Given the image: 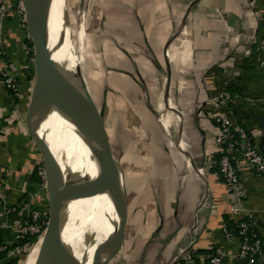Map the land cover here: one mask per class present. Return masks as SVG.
<instances>
[{
  "label": "crops",
  "instance_id": "obj_1",
  "mask_svg": "<svg viewBox=\"0 0 264 264\" xmlns=\"http://www.w3.org/2000/svg\"><path fill=\"white\" fill-rule=\"evenodd\" d=\"M90 25L104 71L102 91H89L127 198L119 264H175L190 248L220 249L225 264H250L223 229L251 219L264 241V175L242 166L245 195L227 192L215 117L242 127L264 154V0H96ZM30 40L15 10L0 19V67L19 89L14 96L0 83V219L8 223L0 242L10 246L20 243L14 220L42 212L48 200L34 180L43 161L26 123L35 76ZM232 156L242 164L240 152Z\"/></svg>",
  "mask_w": 264,
  "mask_h": 264
},
{
  "label": "bare ground",
  "instance_id": "obj_2",
  "mask_svg": "<svg viewBox=\"0 0 264 264\" xmlns=\"http://www.w3.org/2000/svg\"><path fill=\"white\" fill-rule=\"evenodd\" d=\"M46 3L49 48L53 58L67 71H74L79 59L67 17L66 0H46ZM83 60L86 62L84 57ZM52 79L57 87L47 84L40 97L44 119L39 133L51 148L64 175L68 176L63 186L67 201L63 239L70 248L69 264H95L97 247L102 244L107 251L117 242L119 206L105 184L106 168L101 153L73 123V82L70 85V78L58 72L52 74ZM93 126L96 138H99L100 127L95 122ZM122 184L120 174L121 190ZM54 247H57L55 240L47 227L31 257L23 264H58Z\"/></svg>",
  "mask_w": 264,
  "mask_h": 264
},
{
  "label": "water",
  "instance_id": "obj_3",
  "mask_svg": "<svg viewBox=\"0 0 264 264\" xmlns=\"http://www.w3.org/2000/svg\"><path fill=\"white\" fill-rule=\"evenodd\" d=\"M26 12V25L32 40L35 56L34 87L26 115V123L30 135L33 137L43 159L46 177V191L49 202V225L55 240L54 255L58 264H69L70 248L63 239V230L67 222L65 213L67 201L63 195V186L68 176L64 172L39 129L44 119L40 97L47 84L57 87L52 74L58 72L68 76L73 82L74 112L73 123L82 136L88 138L92 145L101 153L106 172L105 184L119 206L120 222L118 224V238L116 244L104 249L100 244L95 252V264H110L122 251L127 223V198L124 185L119 187L120 174H123L114 157L108 136L104 127L103 115L99 112L90 94L84 71L81 65H76L74 71H67L54 58L49 48V11L46 0H21ZM48 113V111H47ZM100 127V136L96 138L93 123Z\"/></svg>",
  "mask_w": 264,
  "mask_h": 264
},
{
  "label": "built area",
  "instance_id": "obj_4",
  "mask_svg": "<svg viewBox=\"0 0 264 264\" xmlns=\"http://www.w3.org/2000/svg\"><path fill=\"white\" fill-rule=\"evenodd\" d=\"M15 10L25 21L26 12L21 0L14 4L10 0H1L0 2V19H3L11 11ZM259 61L264 67V42L259 45ZM3 57V51L0 47V61ZM0 83H5L12 91L19 92L18 82L11 77L8 72L0 67ZM223 98H229L226 92H223ZM219 126V134L217 137L218 152L220 159L218 160L219 173L224 183V186L229 194L236 198H241L245 195V189L242 182L240 168L246 166L253 170L256 175H264V154L256 148L251 140V137L246 131L236 123H230L225 118L215 117ZM237 150L242 157V164H239L232 156V152ZM38 174L42 179L43 185L46 188V177L44 166L39 167ZM4 181L0 178V201L4 197ZM16 209L8 210L11 215ZM1 216V215H0ZM238 223L237 233L231 230L229 226L223 229V234L226 241L231 242L236 237L239 240V255L248 259L250 264H254L259 259H264V241L255 234V223L249 219L236 221ZM44 216L41 211L34 210L25 220H14V225L18 232L17 237L20 241L25 240L28 236H34L41 233L43 230ZM8 228L6 220L0 219V231ZM20 253V248H13L10 245L0 242V264L5 258H13ZM226 252L220 249L211 248L208 252L198 253L194 248L183 251L175 264H225Z\"/></svg>",
  "mask_w": 264,
  "mask_h": 264
},
{
  "label": "rangeland",
  "instance_id": "obj_5",
  "mask_svg": "<svg viewBox=\"0 0 264 264\" xmlns=\"http://www.w3.org/2000/svg\"><path fill=\"white\" fill-rule=\"evenodd\" d=\"M95 1L96 0H66L67 17H68V21L72 29V35L74 38V45H75L78 59H79V65H81L83 68L84 77H85L88 89H90V91H92L93 94H95V92L98 93L102 91L103 87L101 86V77L103 76L102 74L104 71L101 67L100 53L99 51H96L94 49V47L92 46V42H91L90 16H91V11H93V7L95 5ZM79 54H82V55L79 56ZM83 57L86 60V62H84ZM71 83H72V80L70 79V85ZM113 134L114 133L111 134L112 137H113ZM42 214L44 216V224L42 225L41 230L43 231L38 234L39 235L38 239L32 240V245L34 241L37 240V242L35 243L34 247L29 250L26 258L31 257L33 250L35 249L42 234L44 233V231L47 229L49 225V202L48 200H47V206L42 211ZM18 255L20 256V262H21V258L23 257V255H21L20 253H18ZM121 255H122V252L119 253L110 262V264H119L120 261L122 260V258H120L122 257ZM26 258L24 259V261L26 260Z\"/></svg>",
  "mask_w": 264,
  "mask_h": 264
},
{
  "label": "trees",
  "instance_id": "obj_6",
  "mask_svg": "<svg viewBox=\"0 0 264 264\" xmlns=\"http://www.w3.org/2000/svg\"><path fill=\"white\" fill-rule=\"evenodd\" d=\"M30 46H31V49H32L31 56L33 57V56H34V51H33V43H32L31 40H30ZM10 92H11L14 96H17V94H18V92H14V91H12V90H10ZM219 159H220V155L218 154V160H219ZM42 166H43V165H40V167H42ZM218 171H219V168H218ZM34 180H35V181H41V182H42L41 177L38 175V170H36L35 173H34ZM42 211H43V210H42ZM46 214H47V213H46ZM245 220L248 221L249 219H245ZM237 224H238V223H236V221H234V222H232L231 225H229V228H230L231 230H234L235 233H237V227H238ZM254 232H255V234H257L256 229H254ZM38 238H39V235L28 236L25 240L20 241V243L18 244V246H12L13 248H16V247H19V248H20V254L23 255V257L21 258V262H20V256H19L18 254H17L15 257H13V258H9V259L5 258V255H3L2 258H4V259H3V261H2L3 263H1V264H19V262H20V264H22L23 261H24V259H25L26 256H27L29 250H30L31 248H33L34 245H35V243L37 242V240L34 241V243H33V245H32V240H34V239H38ZM262 241H263V240H262ZM197 251H198V253H205V252H208V250H197Z\"/></svg>",
  "mask_w": 264,
  "mask_h": 264
}]
</instances>
